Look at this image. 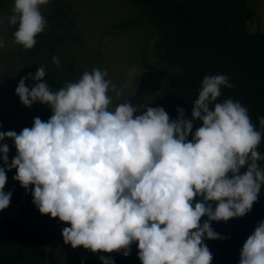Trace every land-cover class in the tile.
Returning <instances> with one entry per match:
<instances>
[{"label":"clouds","instance_id":"9594fccd","mask_svg":"<svg viewBox=\"0 0 264 264\" xmlns=\"http://www.w3.org/2000/svg\"><path fill=\"white\" fill-rule=\"evenodd\" d=\"M48 2L13 0L6 19L23 49L45 30L41 6ZM52 61L59 66V57ZM135 72L129 69L119 88L99 68L55 90L44 65L19 80L20 102L47 105L52 115L35 117L19 133L0 131V142L9 138L17 150L9 162V145L0 143V211L10 204L12 192L4 189L6 171L14 168L13 179L31 190L39 212L70 225L62 236L74 249L127 257L135 243L141 264H211L205 239H226L211 222L243 217L264 185L257 150L264 116L257 129L239 101L217 102L221 88L233 86L221 73L203 77L191 119L179 107L170 119L162 106L133 105L130 96L113 106L110 93L119 98ZM193 121L200 123L194 132ZM239 264H264V220L243 243Z\"/></svg>","mask_w":264,"mask_h":264},{"label":"trees","instance_id":"16d2710c","mask_svg":"<svg viewBox=\"0 0 264 264\" xmlns=\"http://www.w3.org/2000/svg\"><path fill=\"white\" fill-rule=\"evenodd\" d=\"M7 1L0 0V11L6 8ZM128 1L136 5L139 16L147 19L157 32L161 58L178 69L165 79L155 96L156 101L168 104L164 109L170 119L178 116V107L184 110L186 119H191V104L198 98L203 77L221 73L228 76L233 86L222 87L217 102L229 98L239 101L259 129L258 117L264 116V30H249L248 23L257 14L251 0ZM52 2V10L42 14L47 23L45 30L37 35L35 46L26 50L18 45L21 59L54 52L69 39L80 42L74 33L75 19L70 8L64 7L60 0ZM51 115V109L47 108L40 119L46 121ZM31 126L18 125L11 130L19 133ZM199 126V122L193 121V132ZM0 131H9L1 121ZM5 142L9 145L11 162L17 150L13 140L6 138L0 143ZM257 150L264 155V135ZM258 163L264 167V160ZM15 174L14 168L6 171L4 190L11 191L10 202L20 200L21 207L14 216L0 212V264H43L48 248L55 252L60 247H71L62 236V228L70 225L41 214L32 202L31 190L26 191L15 181ZM206 219L207 216L202 217L201 223ZM261 220H264V185L251 211L243 217L211 222L213 230L226 237L205 239L213 256L211 264H239L243 243ZM100 253L114 258L115 264H141L135 243L127 257L118 252Z\"/></svg>","mask_w":264,"mask_h":264},{"label":"rangeland","instance_id":"374dc122","mask_svg":"<svg viewBox=\"0 0 264 264\" xmlns=\"http://www.w3.org/2000/svg\"><path fill=\"white\" fill-rule=\"evenodd\" d=\"M70 8L75 19L74 33L79 38L67 40L54 52H42L30 59L18 57V44L13 33L16 26L9 25L6 17L11 14L13 0H8L6 8L0 11V38L5 46L0 48V121L6 129L18 125H32L34 118L49 108L39 102L31 107L23 105L15 94L19 80L28 73L34 74L40 65L46 68V79L55 89L65 82L76 81L85 71L94 68L107 70L109 79L121 87L127 80L129 69L135 67V76L122 95L116 98L113 93V106L128 99L133 105L162 106L155 96L165 79L178 69L161 58L157 47L159 36L150 22L139 16V9L128 0H60ZM52 0L41 6V12L52 10ZM257 14L250 19L251 32L264 30V0H251ZM131 22V23H130ZM130 23V24H128ZM124 25V27H118ZM59 57L60 64L53 63L52 57ZM149 65L150 67H147ZM35 82L26 81L31 88ZM20 200L10 202L8 208L0 211L5 216L17 215ZM100 252L93 253L83 246L60 247L55 252L48 248L43 264H102Z\"/></svg>","mask_w":264,"mask_h":264}]
</instances>
